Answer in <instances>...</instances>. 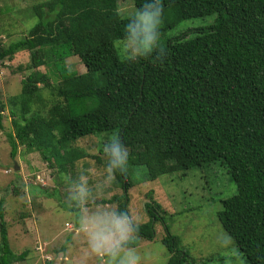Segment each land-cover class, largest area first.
Returning a JSON list of instances; mask_svg holds the SVG:
<instances>
[{"label": "trees", "instance_id": "trees-1", "mask_svg": "<svg viewBox=\"0 0 264 264\" xmlns=\"http://www.w3.org/2000/svg\"><path fill=\"white\" fill-rule=\"evenodd\" d=\"M118 1L35 4L30 10L37 21L27 34L0 46L1 61L28 52L35 70L8 102L10 158L22 146L46 163L72 166L86 157L73 147L76 141L116 133L129 149V166L145 169L144 182L219 161L236 192L221 202L218 223L247 264H264V0H163L161 32L186 20L214 21L191 38L184 33L167 39L162 57L136 63L114 49L128 20ZM132 2L136 10L142 0ZM69 57L79 58L85 72L67 70ZM51 77L59 79L54 86ZM43 89L55 97L50 106L43 104L45 114L33 110L44 102ZM116 177L126 193L129 177ZM2 205L0 200V264L23 262L27 252L10 248ZM117 208L126 211V203ZM145 208L148 221L137 224L132 246L152 241L161 223L167 264H184L188 256L158 207Z\"/></svg>", "mask_w": 264, "mask_h": 264}, {"label": "rangeland", "instance_id": "rangeland-1", "mask_svg": "<svg viewBox=\"0 0 264 264\" xmlns=\"http://www.w3.org/2000/svg\"><path fill=\"white\" fill-rule=\"evenodd\" d=\"M44 1L47 0H0V46L6 47L27 34L37 21L30 9ZM118 2L123 18L135 12L132 0ZM213 21L212 16L183 21L162 32L161 43L184 33L191 38L196 29L207 27ZM114 49L120 59H125L119 40L114 42ZM65 66L73 73L85 72L77 57L67 58ZM38 70L44 73L49 69ZM33 71L28 52H19L10 61L0 60V200H3L11 250L16 254L27 252L25 261L16 264H107L106 259L90 252L86 235L78 231L72 209H78L79 213L83 209L66 201L63 176L65 173L77 175L83 168L90 170V184L101 180L105 164L102 147L111 137H86L76 141L73 147L85 152L86 157L72 166L46 163L39 153L29 152L22 146L18 147L15 158L9 156L7 135L13 132V127L8 102L20 93L21 81ZM58 81L51 77L50 83L54 86ZM40 95L44 102L37 103L33 110L45 114L43 104L50 106L55 97L51 89L41 90ZM145 173L143 167L128 166L126 175L132 185L127 192L124 193L116 177L104 194L88 203L87 210H97L100 205L117 208L124 201L134 222L142 224L148 221L145 206L152 204L158 207L159 217L169 233L178 238L179 249L187 254L184 264H247L216 217L221 202L236 192L230 175L219 161L151 182L143 181ZM154 229L153 240H140L135 248L144 257L142 264H167L170 254L162 244L166 236L164 225L157 223Z\"/></svg>", "mask_w": 264, "mask_h": 264}, {"label": "clouds", "instance_id": "clouds-1", "mask_svg": "<svg viewBox=\"0 0 264 264\" xmlns=\"http://www.w3.org/2000/svg\"><path fill=\"white\" fill-rule=\"evenodd\" d=\"M163 14V0H142L128 18L119 37L128 63L139 62L154 54L163 56ZM102 154L105 164L102 179L97 183H89V169L81 168L77 175L64 174L66 201L83 209L75 222L78 231L86 235L92 254L106 259L107 264H142L143 255L131 243L138 234V226L127 211L103 205L98 206L97 210H87L88 203L104 194L114 182L116 174L126 173L129 166V149L116 133L103 144Z\"/></svg>", "mask_w": 264, "mask_h": 264}, {"label": "water", "instance_id": "water-1", "mask_svg": "<svg viewBox=\"0 0 264 264\" xmlns=\"http://www.w3.org/2000/svg\"><path fill=\"white\" fill-rule=\"evenodd\" d=\"M14 169H15V170H17V169H18V167L15 165Z\"/></svg>", "mask_w": 264, "mask_h": 264}]
</instances>
